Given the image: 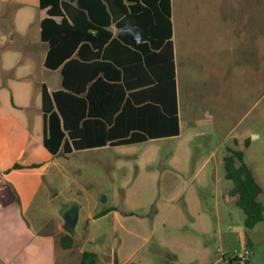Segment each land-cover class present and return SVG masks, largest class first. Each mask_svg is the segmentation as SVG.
Here are the masks:
<instances>
[{
  "label": "rangeland",
  "instance_id": "1",
  "mask_svg": "<svg viewBox=\"0 0 264 264\" xmlns=\"http://www.w3.org/2000/svg\"><path fill=\"white\" fill-rule=\"evenodd\" d=\"M171 2L181 133L174 139L126 148L129 158L121 159L126 165L124 180L128 188L136 187L135 191L149 203L155 192L163 195V177L167 175L164 168L171 164L167 157L189 155L187 167L170 184L174 183L172 187L184 195L193 193L199 197L202 209L220 220L213 221L207 233L211 246L219 239L222 243L221 251L213 253L212 264H229L228 258L234 257V251H242L246 240L251 243L249 264H264V213L263 220L252 229L244 227L242 211L228 196L232 184L224 178L223 170L226 148L242 151L245 164L264 192V0ZM41 15L38 0H0V107L19 108L23 101L33 107L41 84L55 88L59 81L57 72L42 67L43 50L37 37ZM29 116L36 114L32 111ZM148 154H155L160 162H149L145 158ZM97 155L76 152L64 161L58 160L64 178L50 174L46 198L43 195V200L38 198L39 204L34 205L38 219L29 225L35 236L53 238L42 241L38 249L39 241L34 242L33 252L42 253L33 256L32 264L76 263L73 255L66 256L60 250L53 234L58 215L73 207L72 201L79 202L83 197L70 191L75 178L86 188L90 180L99 179L108 204L112 201V188L118 181L114 178L113 183L110 168L114 166L115 171L119 159H115V152L107 151L98 167L99 162L94 160ZM153 172L160 185L149 183ZM143 173L146 177H142ZM258 200L264 204L262 195ZM67 201H71L67 203L69 207H62ZM86 220L82 212L75 227L79 236L106 231L99 222L85 226ZM178 234L198 236L197 230L189 226ZM162 256H170L175 264L176 258L168 249Z\"/></svg>",
  "mask_w": 264,
  "mask_h": 264
},
{
  "label": "crops",
  "instance_id": "2",
  "mask_svg": "<svg viewBox=\"0 0 264 264\" xmlns=\"http://www.w3.org/2000/svg\"><path fill=\"white\" fill-rule=\"evenodd\" d=\"M40 11L42 15L38 22L37 37L43 50V67L46 45L40 41V22L47 15L44 10ZM124 20V15H122L116 19V24L112 23L107 28V31L111 34L109 41L117 40L118 36H122L126 40H131L137 46H147V43H145L146 38L141 41L134 40L132 32L126 26ZM170 23V41L176 78V50L173 43L174 25L171 0ZM109 41L105 44L106 46H108ZM81 50L86 60L93 58L88 46L81 48ZM129 56L131 60L126 61L123 58V62H121L123 65H128L126 79L131 87L126 93L133 95L137 104L147 102L149 96H155L159 101L165 103L167 101L170 105V92L167 91L165 86L162 89L159 87L156 94L145 93L146 91L142 86H137L138 82L141 83L143 80H147V75L142 67L137 64L139 56L136 55L135 62H133L134 57H132L135 55L129 53ZM49 72H57L59 81L55 88H48L45 84H41L47 88L48 94L61 89L59 70ZM174 101L177 107L181 133L176 81ZM32 111L36 114L33 118L29 116ZM177 137L116 147L105 146L78 151L72 150L67 154L62 153L59 149L56 154H51L43 146L44 114L42 111L41 86L40 93H37V103L33 107L28 104V101H23V106L19 108L14 106H11V108L0 107V263L32 264L33 256L42 253L39 251H36L37 253L33 252L34 242L39 241V245L36 247L38 249L41 248L42 241L47 242L49 237L53 238L51 235L35 236L29 225L30 221L35 218L38 219V209L34 205L39 204V199L46 198L47 191L45 190L49 187L50 174L53 173L57 177L64 178L63 166L59 161H64L76 152L98 153L94 160L99 162L98 167H100L103 164L101 157H104L105 153L110 151L112 154L115 152L116 160L119 159L115 171L113 170L114 166H110L112 181L114 178L118 181V185H114L112 188V201L110 204H108V197L101 192L99 179L93 177L94 179L90 180L86 188L82 187L81 182L75 178L69 185H72L70 191H75V195L80 194L83 197L80 198L79 202L72 201L73 207L67 205L71 201L64 202L62 207L69 208L66 213L58 215L56 233L53 234L56 236L53 240L58 242L57 245L66 256L73 255L76 258V263L73 261L72 264H80V255L84 251L96 255V264H160L161 260L164 261V264L171 263L170 256L164 258L162 256L165 249L173 253L176 258L175 264H212L213 253L214 251L218 253L221 251L222 243L219 239L216 245L211 246L207 233L209 227L213 225V221L219 223L220 220L211 217L207 209H202V202L199 197L193 195V193L184 195L177 187H172L174 183L170 184V180L178 178L179 174L184 171L183 169L187 167L189 155L167 157L171 164L164 168L167 175L163 177V195L161 197L160 192L157 194L155 192L154 199L152 198L149 203L142 199L141 193L138 194L135 191L136 187L128 188L127 182L124 180L126 165L123 164L121 159L129 158V151L126 148ZM99 152H103V154H99ZM145 158H148L149 162H160V158L155 154H148ZM176 163H184V165L178 166ZM143 176L146 177L145 173H143ZM148 179L150 184L155 185V183H158L160 185V179L158 180L155 172L150 174ZM43 195L44 198L41 199ZM52 199L49 198V200ZM100 204L104 207H101ZM83 205L84 209H82ZM108 209L113 210L106 212ZM82 212L87 215L85 226H88L89 222H99L102 229L105 228L106 231H98L95 236H79L75 232V227L81 220ZM66 220L72 223L69 232H65L63 229ZM186 226L196 229L198 236L191 237L178 234ZM64 234L70 236L73 240L71 251L63 250L60 246V238ZM56 237H58L57 240ZM247 243L251 247L250 241L246 240L243 248L246 247ZM249 250L251 251V248ZM134 260L136 263L133 262ZM228 261L229 258L227 263H229Z\"/></svg>",
  "mask_w": 264,
  "mask_h": 264
},
{
  "label": "trees",
  "instance_id": "3",
  "mask_svg": "<svg viewBox=\"0 0 264 264\" xmlns=\"http://www.w3.org/2000/svg\"><path fill=\"white\" fill-rule=\"evenodd\" d=\"M38 8L47 15L40 22V41L46 45L43 67L59 70L61 75L60 90L48 94L42 86L43 146L51 154L59 149L67 154L179 136L170 0H38ZM122 15L134 40L146 38L147 46H137L122 36L109 41L107 28ZM85 46L93 55L90 60L81 52ZM129 53L135 55L133 62L139 56L137 64L147 75L137 86L154 94L165 86L170 105L155 96L137 104L133 95L126 93L131 87L126 79L128 65L121 62L123 58L131 60ZM223 170L224 178L232 184L228 196L242 211L243 225L250 230L263 220L264 204L258 198L264 197V192L245 164L242 151L226 148ZM60 246L71 251L72 238L62 235ZM246 247L251 248L248 243ZM228 262L236 260L231 257ZM80 264H96V255L82 252Z\"/></svg>",
  "mask_w": 264,
  "mask_h": 264
},
{
  "label": "built area",
  "instance_id": "4",
  "mask_svg": "<svg viewBox=\"0 0 264 264\" xmlns=\"http://www.w3.org/2000/svg\"><path fill=\"white\" fill-rule=\"evenodd\" d=\"M234 254L237 264H249L251 251L247 247L243 248L240 252L234 251Z\"/></svg>",
  "mask_w": 264,
  "mask_h": 264
},
{
  "label": "water",
  "instance_id": "5",
  "mask_svg": "<svg viewBox=\"0 0 264 264\" xmlns=\"http://www.w3.org/2000/svg\"><path fill=\"white\" fill-rule=\"evenodd\" d=\"M71 227H72V223H69L67 220L65 221V223H64V231L65 232H69L70 231V229H71Z\"/></svg>",
  "mask_w": 264,
  "mask_h": 264
}]
</instances>
